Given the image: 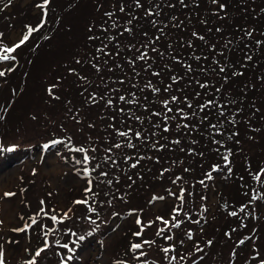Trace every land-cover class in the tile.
<instances>
[{
  "label": "trees",
  "instance_id": "obj_1",
  "mask_svg": "<svg viewBox=\"0 0 264 264\" xmlns=\"http://www.w3.org/2000/svg\"><path fill=\"white\" fill-rule=\"evenodd\" d=\"M80 1L87 2V11L75 27L66 16ZM38 5L35 27L44 23L29 39L41 45L43 36L76 28L52 71L58 84L47 94L48 109L58 110L62 130L67 122L77 125L66 130L70 133L92 127L86 112L99 108L97 118L106 119L113 131V136L89 134L100 144H77L63 134L46 139L84 180L77 208L107 207L114 217L126 218L128 210H119L115 200L149 189V200L174 196L173 209L180 210L181 189L190 192L194 181L213 184L219 174L215 218L236 222L230 236L245 230L251 216L246 211L264 204L259 181L264 158L253 159L264 136V0H49L47 5L42 0ZM4 55L16 62L15 54ZM94 146L99 153L87 156L85 149ZM234 183L238 192L231 190ZM203 214L196 223L207 224ZM129 226L107 246L110 264H135ZM252 232L239 243L245 247L249 237H258Z\"/></svg>",
  "mask_w": 264,
  "mask_h": 264
},
{
  "label": "rangeland",
  "instance_id": "obj_2",
  "mask_svg": "<svg viewBox=\"0 0 264 264\" xmlns=\"http://www.w3.org/2000/svg\"><path fill=\"white\" fill-rule=\"evenodd\" d=\"M41 1L11 0L9 3V0H0V46L11 47L18 43V38L26 33L24 25L35 27ZM86 4L80 1L73 13L66 16L67 19L72 17L75 27H78L80 17L82 21L84 19ZM82 28L79 27L81 33ZM75 31L76 28L59 31L50 39L43 36L45 42L41 45L35 39H28L12 52L16 55V62L0 60V71L5 73L0 77V246L6 253V264H26V261L33 259L35 264H110L107 246L123 232L127 222H131L129 229L133 234L140 233L132 237L135 244H141L132 258L135 264H189L192 261L195 264H260L264 260L263 201L261 205L256 204V208L246 211L251 216L248 215L244 221L245 230H240L239 235L230 236L236 222L232 219L219 222L215 218L217 196L214 187L220 185L219 174L213 177L214 185L204 183L206 188H203V183L191 182L189 189L192 195L191 191L183 190L182 193L181 189L179 195L184 204L181 203L179 212H173L174 196L149 200V189L129 195L128 200H115L114 204L119 210H128L126 218L114 217L113 212L108 213L107 207L96 211L88 207L77 208L79 203L75 201L81 196L79 193L84 180L75 174L57 150L44 147L46 139L63 134L73 137L77 144H85L95 142L97 139L93 136H99V133L113 136V131L104 123L106 119L97 118L99 108L95 109L96 112H86L85 121L92 120L94 125L83 128L94 129L93 132L82 128L81 132L75 129L70 133L66 130L72 125L77 128V125L67 122L62 130L58 110L48 109L47 97L52 88L57 91L58 84L52 71L58 69L57 60L65 53L63 48ZM63 34H68V40ZM4 54L10 53L0 51V55ZM86 135L89 136L85 140ZM97 142L100 144L99 140ZM38 143L42 147H38ZM258 144L263 148L261 152L254 151L253 159L256 162L261 156L264 158V136ZM8 149L12 150L7 152ZM84 152L87 156L99 153L95 146L86 148ZM239 161H236L235 171L238 170ZM259 181L264 182V167ZM156 185L152 186L153 190L161 183ZM177 189L179 186L173 183L172 191L176 192ZM231 190L238 192L236 183L231 185ZM6 191L14 195L5 197ZM187 191L190 196L185 203ZM135 209L138 211L134 212ZM202 213L209 219L207 224L196 223ZM53 216L57 217L55 222L51 219ZM256 216L259 217L254 220ZM157 217L167 220L168 225ZM138 219L140 223H137ZM177 221L179 225L173 227ZM252 230L257 232L258 237H249L244 247L239 243L240 236L249 232L254 234ZM227 232L229 238L223 237ZM208 241L212 243L208 244ZM45 242L47 248L44 247ZM164 248L172 250L165 253ZM197 248L200 251H196ZM41 249L43 251L36 256ZM173 256L176 257L174 261ZM238 256L244 257L243 260L233 262Z\"/></svg>",
  "mask_w": 264,
  "mask_h": 264
},
{
  "label": "snow or ice",
  "instance_id": "obj_3",
  "mask_svg": "<svg viewBox=\"0 0 264 264\" xmlns=\"http://www.w3.org/2000/svg\"><path fill=\"white\" fill-rule=\"evenodd\" d=\"M49 2V0H43L44 5H47ZM9 3H11V0H9ZM44 21L42 20L41 23L39 25H37L35 28L32 26H25L26 28V33L22 35V38H18V43L13 44L11 47H2L0 46V51L5 52V53H12L15 49L19 48L21 45H23L28 39H29V35L31 33H33L34 31H37L40 27L43 26ZM10 57L8 55H0V60H9ZM5 73L3 71H0V77L4 76ZM121 99L123 100L124 98L121 97ZM173 99H175V97H173ZM167 103V102H165ZM123 135V133H122ZM137 135H139V133H137ZM55 143V142H53ZM45 148L48 147V145H44ZM8 150H12V149H8ZM88 157H85V161H87ZM225 160L227 161V156H225ZM230 170V169H229ZM209 179L211 178L210 176L208 177ZM201 183H203V181H201ZM181 192L183 193V189L181 190ZM12 195H14V193L12 192H4V196L5 197H11ZM182 199V196L180 197ZM43 203V202H42ZM75 203H83V201H75ZM43 211V209L41 210ZM173 212H179V209H173ZM67 214H65L66 216ZM232 215H235V213H232ZM51 219L55 222L57 220V217L53 216L51 217ZM158 220H161L166 226L168 225V221L165 220L162 217H157ZM0 223H2V221H0ZM33 223H35V220H33ZM137 223H140L139 219L137 220ZM179 225V221L176 222V224L172 225L173 227L178 226ZM25 227H28L27 225ZM24 229H14V231H23ZM160 231H163L162 229ZM159 234V233H158ZM134 235H140V233H135ZM189 238H191V236H189ZM80 239H84L83 237H81ZM166 239H171V237H166ZM145 243H150L148 241H145ZM211 241H208V244H211ZM44 247L47 248L48 244L47 242H45ZM65 248H67V245H64ZM133 249H140L141 248V244H133L132 245ZM165 253H168L169 251H171V248H164L162 249ZM43 251V249H41L40 251L36 252V256L40 255V252ZM196 251H200L199 248L196 249ZM141 255H143V253H141ZM258 255V254H257ZM68 259H71V257H69ZM176 259V257H172V260L174 261ZM181 259H183V257H181ZM0 264H6V253L3 249L2 246H0ZM26 264H35V260H28L26 261ZM260 264H264V260L260 261Z\"/></svg>",
  "mask_w": 264,
  "mask_h": 264
}]
</instances>
